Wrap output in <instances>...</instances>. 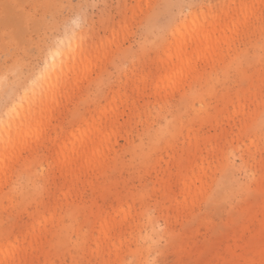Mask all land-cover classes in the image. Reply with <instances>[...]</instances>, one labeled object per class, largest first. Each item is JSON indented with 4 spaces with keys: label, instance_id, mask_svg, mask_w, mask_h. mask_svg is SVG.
<instances>
[{
    "label": "rangeland",
    "instance_id": "obj_1",
    "mask_svg": "<svg viewBox=\"0 0 264 264\" xmlns=\"http://www.w3.org/2000/svg\"><path fill=\"white\" fill-rule=\"evenodd\" d=\"M225 1L0 0V264H264V2L161 79ZM105 119L107 150L70 182L55 146Z\"/></svg>",
    "mask_w": 264,
    "mask_h": 264
},
{
    "label": "bare ground",
    "instance_id": "obj_2",
    "mask_svg": "<svg viewBox=\"0 0 264 264\" xmlns=\"http://www.w3.org/2000/svg\"><path fill=\"white\" fill-rule=\"evenodd\" d=\"M263 2L264 0H227L222 4L221 10L218 13L213 15L208 14L205 22L198 21L197 25H193L186 34L184 32L177 34L178 36L174 39L175 46L167 50L166 56L168 59L160 60L161 68L169 62V72L166 73L165 71L163 73L161 77L162 81L167 83L172 77L186 73L192 68L197 58L206 59L208 57H217L221 53L223 45L228 38L227 31L231 30L234 23L240 22L239 14L247 10L248 4ZM200 7L202 11L208 9L203 5H200ZM188 13L189 17H194L195 7L191 8ZM187 18L188 16L183 17V22L188 21ZM53 51H51V54ZM159 85L160 83L156 81L153 84V88L157 89ZM43 108L39 106L36 111L34 109L32 115L28 117L29 120L41 118ZM123 114H125L124 110L112 113L111 117L108 118L111 121V125L120 122V117ZM108 119H105L103 125L96 126L90 124L85 134H72L73 137L71 136L72 138L69 141V137H60V142L55 146L54 150L56 153L54 164L62 170V175L70 182L78 179L80 176L79 173L87 169L90 165H94L99 157L107 150V136L111 134L110 129H112L107 126ZM91 134H94L95 138ZM43 218V215L37 216L24 231L25 235L23 240H26L28 236L32 238L36 229L40 230V223ZM49 219H51V216L47 217V220ZM15 249L16 245H14V241H11L9 238L2 242L0 241V261H9Z\"/></svg>",
    "mask_w": 264,
    "mask_h": 264
}]
</instances>
